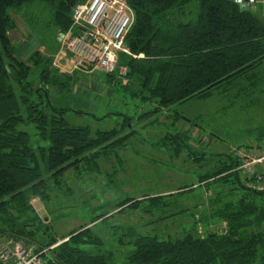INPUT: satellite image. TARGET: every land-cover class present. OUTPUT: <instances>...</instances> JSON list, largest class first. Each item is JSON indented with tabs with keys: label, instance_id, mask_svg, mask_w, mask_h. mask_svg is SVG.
Instances as JSON below:
<instances>
[{
	"label": "trees",
	"instance_id": "trees-1",
	"mask_svg": "<svg viewBox=\"0 0 264 264\" xmlns=\"http://www.w3.org/2000/svg\"><path fill=\"white\" fill-rule=\"evenodd\" d=\"M38 1L54 6L55 20L65 33L72 25L74 8L86 0H0V234L24 239L42 253L44 264H264V191L248 188L236 171L240 159L227 154L217 170L198 178L199 185H220L211 212L201 223L223 222L225 230L198 235L196 226L172 240L130 228L119 239L127 249L122 260L103 250L105 242L90 224L62 236L49 226L43 228L31 203L36 197L47 201L52 187L63 185L71 170L100 173L101 159L117 154L134 136V119L139 124L153 123L169 111L177 121L183 118L174 111L177 105L210 99L243 83L247 84L243 91L251 90L250 84L259 81L257 73L264 68L260 19L234 0H129L135 14L126 37L130 54H119L115 72L106 73L104 82L117 94L154 107L135 117L94 115L97 121L111 115L123 117L112 129L94 130L90 125H71L66 114L73 110L58 109L49 100V85L81 72L72 70L66 51L62 64L70 70L63 74L48 65L38 50L26 59L16 53L10 36L15 24L9 12ZM33 68H40L38 87L30 79ZM121 68L127 71L124 76ZM76 113L92 116L82 110ZM21 125L34 126V135L20 129ZM263 138L256 140L261 144ZM185 145L176 144V150ZM237 187L241 195L234 193ZM163 199L164 195L127 196L118 206L139 210L149 205L145 210L153 214L169 206Z\"/></svg>",
	"mask_w": 264,
	"mask_h": 264
},
{
	"label": "rangeland",
	"instance_id": "rangeland-1",
	"mask_svg": "<svg viewBox=\"0 0 264 264\" xmlns=\"http://www.w3.org/2000/svg\"><path fill=\"white\" fill-rule=\"evenodd\" d=\"M250 11L264 24V5L259 4ZM9 15L15 24L10 36L19 56L26 59L38 50L47 64L58 68L60 74L65 73V69L70 70L69 65L62 64L66 56L62 35L66 32H61L55 20L54 6L38 1L20 10H10ZM119 71L122 76L127 72L125 68ZM39 73L40 68H33L30 76L35 87L40 85ZM105 74L95 70L59 77L60 84L48 87L51 104L58 109L74 111L66 114L71 125H90L94 130L114 128L123 118L116 116L118 113L135 117L138 112L154 107V104L144 105L123 96L121 92L117 94L104 82ZM257 74L259 81L250 84L251 90L243 91L242 86H247L243 83L228 92H216L210 99L175 106L174 111L183 117L177 121L169 111L159 115L158 121L153 123L139 124L134 119V136L117 154L101 159L100 173L71 170L64 176L63 185L52 187L47 201L38 197L32 199L43 228L49 226L53 233L62 236L90 224L105 242L103 250L114 252L120 260L127 249L120 245L119 239L130 228L172 240L196 226L198 230L194 232L198 235L208 231L223 232V222L214 223L211 219L205 225L200 221L206 213L210 214L211 201L220 191V185H199L198 178L217 170L224 155L238 158L242 147L259 146L256 138L264 135V68ZM77 110L92 116L78 114ZM108 113L116 115L101 121L94 119V115L100 118ZM20 129L31 135L35 133L32 125H21ZM176 144L186 145L176 150ZM260 145H264V141ZM191 185H194L192 189L173 195ZM241 192L239 187L234 190L238 195ZM147 195H164L163 200L169 206L153 214L145 210L149 205L139 210L118 206L124 197ZM104 214L107 216L103 220ZM94 219L98 221L92 224ZM11 240L15 239L0 234V244ZM22 241L27 246L26 241Z\"/></svg>",
	"mask_w": 264,
	"mask_h": 264
},
{
	"label": "built area",
	"instance_id": "built-area-1",
	"mask_svg": "<svg viewBox=\"0 0 264 264\" xmlns=\"http://www.w3.org/2000/svg\"><path fill=\"white\" fill-rule=\"evenodd\" d=\"M236 2L244 10L264 5V0ZM134 21L129 0H86L78 4L73 10L71 27L62 35L72 70L114 73L119 54H130L126 37ZM237 156L240 164L236 171L245 178V185L255 191H264V145L249 144L242 147ZM0 264H44V258L34 246L11 240L0 244Z\"/></svg>",
	"mask_w": 264,
	"mask_h": 264
}]
</instances>
